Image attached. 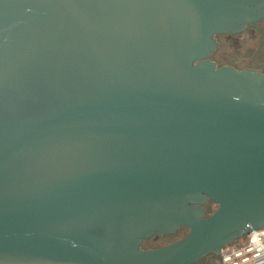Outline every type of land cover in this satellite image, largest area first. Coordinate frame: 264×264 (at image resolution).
<instances>
[{"label":"water","instance_id":"1","mask_svg":"<svg viewBox=\"0 0 264 264\" xmlns=\"http://www.w3.org/2000/svg\"><path fill=\"white\" fill-rule=\"evenodd\" d=\"M263 19L264 0H0V264H221L264 230V73L212 60Z\"/></svg>","mask_w":264,"mask_h":264},{"label":"rangeland","instance_id":"2","mask_svg":"<svg viewBox=\"0 0 264 264\" xmlns=\"http://www.w3.org/2000/svg\"><path fill=\"white\" fill-rule=\"evenodd\" d=\"M218 49L213 53L212 60L218 66H232L235 69H256L264 73V19L256 25L249 27L241 34L217 35ZM217 209L211 207L210 214ZM189 230L181 229L177 234L157 235L146 241V248L161 247L184 237ZM197 264H219L213 255L203 258Z\"/></svg>","mask_w":264,"mask_h":264},{"label":"built area","instance_id":"3","mask_svg":"<svg viewBox=\"0 0 264 264\" xmlns=\"http://www.w3.org/2000/svg\"><path fill=\"white\" fill-rule=\"evenodd\" d=\"M221 258V264H264V230H254L226 245Z\"/></svg>","mask_w":264,"mask_h":264},{"label":"flooded vegetation","instance_id":"4","mask_svg":"<svg viewBox=\"0 0 264 264\" xmlns=\"http://www.w3.org/2000/svg\"><path fill=\"white\" fill-rule=\"evenodd\" d=\"M255 25H256V24H255ZM213 205H215V204L212 203V202H210V203H208V204L206 205V208H207L208 212L211 211V207H212ZM181 229H185V228H181ZM181 229H180V230H181Z\"/></svg>","mask_w":264,"mask_h":264},{"label":"trees","instance_id":"5","mask_svg":"<svg viewBox=\"0 0 264 264\" xmlns=\"http://www.w3.org/2000/svg\"><path fill=\"white\" fill-rule=\"evenodd\" d=\"M213 257H215L214 255H213ZM215 259L217 260V258L215 257Z\"/></svg>","mask_w":264,"mask_h":264}]
</instances>
